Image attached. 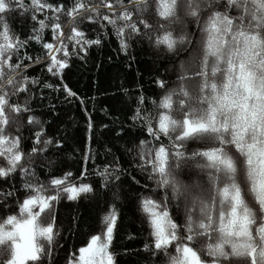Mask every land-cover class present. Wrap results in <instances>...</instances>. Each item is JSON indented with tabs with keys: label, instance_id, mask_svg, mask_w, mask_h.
<instances>
[{
	"label": "snow or ice",
	"instance_id": "6c2138e0",
	"mask_svg": "<svg viewBox=\"0 0 264 264\" xmlns=\"http://www.w3.org/2000/svg\"><path fill=\"white\" fill-rule=\"evenodd\" d=\"M13 11L31 13L38 27L13 32ZM109 35L130 60L134 44H147L174 70L153 74L154 96L136 82L118 87L100 111L123 112L128 122L97 125L95 97L65 78L70 56L87 62ZM33 43L41 51H29ZM33 67L40 72L29 76ZM52 92L79 104L71 126ZM77 143L85 165L77 180L94 173L98 189L64 170ZM100 155L111 159L97 164ZM97 191L107 197L102 233L66 264H119L131 255L110 245L117 204L133 199L148 224L143 250L152 264H264V0H0V264H52L58 203ZM170 207L183 213L173 218Z\"/></svg>",
	"mask_w": 264,
	"mask_h": 264
},
{
	"label": "trees",
	"instance_id": "16d2710c",
	"mask_svg": "<svg viewBox=\"0 0 264 264\" xmlns=\"http://www.w3.org/2000/svg\"><path fill=\"white\" fill-rule=\"evenodd\" d=\"M38 19L44 17L40 14ZM31 13L21 15L18 12H11L7 16V21L12 28L13 32L24 34L30 33L31 30L38 25L31 20ZM61 23L63 25V31H69L70 21L67 17H61ZM77 25L79 20L75 22ZM84 28L93 29L97 28L96 25L86 23ZM91 36L92 33L88 32ZM51 32L50 29H46L43 32V39L50 42ZM117 42L114 36L109 35L106 37L101 46H93L90 49L89 58L87 62H82L75 56L69 57V66L66 72L65 82L69 84L73 91L78 90V94L85 95L89 98L95 97L91 101L92 106L96 111L93 115V120L99 124H110L113 121L115 124L127 123L126 115L123 112H118L115 109L110 111L106 116L100 111L101 108L108 104L107 97L111 96L118 87L123 85L124 87L133 86L134 82L142 84L147 96H154L157 92L155 86L152 84L153 74L157 70H163L166 66L170 71L174 70L173 65H167L166 59L160 56L158 59V53L151 49L147 44L143 46L133 45V49L130 50L129 55L134 57L130 60L129 56L124 55L116 51ZM31 52L41 51L39 44L33 43L29 49ZM40 67H33L28 73L29 76L39 73ZM47 78V75H45ZM166 79H175L174 76H166ZM33 91L39 93L38 89H29V94ZM47 95V90H45ZM58 94L51 93L53 97L52 103L56 104V111L60 114V121L67 122L71 126L72 121L69 117L76 119L80 118L79 104L75 102L60 103L54 99ZM24 99V95H21V100ZM158 99V97H157ZM39 100L33 102V106H38ZM150 107V105H147ZM40 114L39 112L37 113ZM43 119H48L47 116H43ZM80 133H76V138L79 140ZM27 146V142H26ZM79 144H74L73 147L68 149L69 156L65 157L64 170L71 171L73 173L71 180L79 183H91L98 189L99 178L89 172V175L84 178L79 177V173L85 167L84 163H78L80 156L78 152H75L73 148H78ZM115 150V149H114ZM110 156L100 155L96 163L101 164L110 160ZM122 162L125 167H128L127 159L122 158ZM89 169L93 168L90 162L87 164ZM62 175L60 173H54ZM133 175L137 176V179H141L144 183L146 178H142L140 174L133 170ZM41 180H45L43 174L40 175ZM126 183V181H125ZM151 188V184H149ZM137 192L141 189L136 188ZM146 194L153 195L156 199H160V193H151L147 190ZM129 195L126 193V196ZM107 197L101 199L99 191L96 195L81 194V196L75 201H69L62 199L57 205V218L55 227L58 231V236L55 237L53 242L52 264H66L70 255L78 256V249L87 243V240L91 235H101L102 233V214L107 211L105 201ZM118 209V221L117 227L114 230L113 244L116 250L130 249L134 250L131 255L119 256V264H152V261L148 259L149 253H145L143 250V244L145 243V237L148 235L149 228L146 222V218L139 211L135 205V200L126 201L123 205L117 204ZM179 211L183 213V208L176 210L174 207H170V212L173 214V218ZM7 215V213L0 212V216ZM74 216L78 217L74 220ZM47 219V216H45ZM71 230V231H70ZM131 232L133 239H129L128 233ZM174 251V248L171 249ZM45 264H48L47 257L45 258ZM159 264V261L156 262Z\"/></svg>",
	"mask_w": 264,
	"mask_h": 264
}]
</instances>
